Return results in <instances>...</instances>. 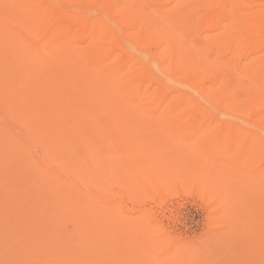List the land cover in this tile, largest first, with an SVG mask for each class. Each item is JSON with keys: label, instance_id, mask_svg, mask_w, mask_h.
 <instances>
[{"label": "bare ground", "instance_id": "obj_1", "mask_svg": "<svg viewBox=\"0 0 264 264\" xmlns=\"http://www.w3.org/2000/svg\"><path fill=\"white\" fill-rule=\"evenodd\" d=\"M55 1L0 0V139L17 156L25 186L28 263L264 264V235H256L264 231V216L247 238L257 244H242L224 260L218 253L229 243L217 235L211 243L177 241L147 211L124 214L115 203L118 193L138 197L146 189L161 204L171 184L214 196L203 180L220 166L232 168L243 137L227 119L232 114H212L220 99L216 82L184 49H174L169 60L175 73L194 76L195 93L176 88L173 96L136 63L119 59L121 51L112 59L97 49L112 26L79 18L73 8H99L100 0ZM101 1L113 8L98 10L119 21L127 38L149 37L147 20L134 16L125 0ZM165 1L172 15L187 11V0ZM197 6L198 24L220 33L219 47L233 53L239 45L264 62V0H200ZM160 35L149 37L153 56L165 45ZM160 70H172L164 58ZM238 159L242 165L243 156ZM236 198H213L215 217L243 220Z\"/></svg>", "mask_w": 264, "mask_h": 264}, {"label": "rangeland", "instance_id": "obj_2", "mask_svg": "<svg viewBox=\"0 0 264 264\" xmlns=\"http://www.w3.org/2000/svg\"><path fill=\"white\" fill-rule=\"evenodd\" d=\"M125 1L133 10L134 16L141 21L147 20L145 27L149 37L153 32H157L159 36L163 33L165 45L160 48L159 55L153 56L149 37L141 40L127 38L119 21L115 18L114 21L98 10L104 9L103 7L113 8L110 3L100 0L99 8L94 5L88 8L85 4L77 9L73 8V12L87 21L100 19L103 23H109L113 31L104 34V40L97 49H106L112 54V59L115 50L121 51L119 59L128 58L136 63L135 65L139 69L142 68L147 78H151L155 85L164 87L163 91L172 92L178 88L183 89L182 93H195L191 89L194 76L175 73L173 63L169 60L174 49H184L188 52L191 60H194L192 64L196 63L202 67L210 82H216L220 99L212 114L216 118L232 114L233 118L227 119L236 125L243 141L238 149L241 155L237 154L236 160L229 162L232 168L220 166L215 169L217 172L203 180L213 185L214 196L190 185L171 184L168 185L167 193L162 196L161 204L150 197L146 189L139 191L138 197L131 196L125 193L126 191L118 193L115 203L119 204L123 213L127 210L131 215H136L138 211H147L156 223L165 229V235L177 241L211 243L217 235L222 243H229L227 249L218 253V257L224 260L232 259V252L236 248L254 242L253 239L247 238L253 235L254 226L263 220L264 216V62L260 56L254 54V50L237 45V50L231 53L225 47H219L217 39L220 38V33H208L198 24L202 11V7L197 6L200 0L185 1L187 11L183 10L179 15H172L173 7L165 0ZM60 2L56 0L54 4L58 5ZM63 7L64 10L71 11L65 4ZM186 12L187 14H184ZM168 19L177 20L178 25L174 26ZM185 30L188 35L183 37L180 32ZM162 58L168 61L172 69L167 71L168 75L160 70ZM180 63L185 67L189 66V63L183 62L182 59ZM143 72H140V77L144 75ZM171 95L176 94L172 92ZM221 103L224 105L220 107ZM214 123L220 124L218 121ZM158 144L160 141L155 142V145ZM165 144L169 145V140ZM240 156H243L242 165L238 159ZM17 161L9 143L0 139V264H29L26 246L28 232L24 220L25 186ZM113 191L118 192L119 189L114 186ZM221 194H227L231 200L237 197V201L232 203L237 208L244 209L243 220L236 222L231 218L215 217L212 200ZM241 223L243 225L240 226ZM260 225L264 226V221H261ZM256 235L262 236L264 231L257 230ZM258 253L261 254L262 251Z\"/></svg>", "mask_w": 264, "mask_h": 264}]
</instances>
